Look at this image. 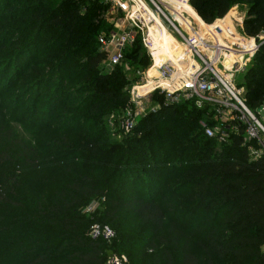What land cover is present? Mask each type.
<instances>
[{
  "label": "trees",
  "instance_id": "obj_1",
  "mask_svg": "<svg viewBox=\"0 0 264 264\" xmlns=\"http://www.w3.org/2000/svg\"><path fill=\"white\" fill-rule=\"evenodd\" d=\"M239 3L248 6L243 32L255 37L264 30V0H192L191 7L212 25ZM25 5L32 34L21 46V60L29 44L40 46L46 27L69 35L65 45H49L55 51L45 70L26 64V71L35 73L29 90L36 95L33 114L40 107L44 115L54 113L63 98L50 86L54 79L64 83L55 68L70 53L71 42L84 44L96 31L113 29L105 18L110 5L105 0H26ZM106 58L103 50L87 56L82 86L93 102L80 109L99 123L127 108L131 85L151 64L139 37L108 73L102 68ZM241 79L245 103L257 114L264 106V44ZM41 96L47 99L40 104ZM151 96L161 101L159 108L138 116L128 133L119 129L112 141L110 136L92 141L94 133L103 135L97 124L85 137L78 130L82 141L90 140L84 149L71 141L73 131L60 129L47 153L6 126L9 118H0V181H8L0 193L3 264H106L113 253L132 263L175 264V251L177 264H264V155H250L257 143L245 140L243 127L237 133L229 129L223 142L208 137L201 126L208 104L167 103L157 91ZM166 167L177 183L161 195ZM44 174L47 184L34 185L31 177ZM93 202L100 207L86 213ZM94 224L110 226L116 238L111 243L91 238ZM194 239L204 245L200 255L189 249Z\"/></svg>",
  "mask_w": 264,
  "mask_h": 264
},
{
  "label": "built area",
  "instance_id": "obj_2",
  "mask_svg": "<svg viewBox=\"0 0 264 264\" xmlns=\"http://www.w3.org/2000/svg\"><path fill=\"white\" fill-rule=\"evenodd\" d=\"M105 1L110 5L106 18L114 27L97 38L107 56L103 71L111 72L121 64L126 48L138 37L151 60L140 80L129 89L130 104L119 121L122 133L133 129L137 117L145 114V99L157 91L167 103L185 99L197 107L208 104L214 112V125L204 129L208 137L223 142L229 139V129L237 133L243 127L245 140L258 145L250 148V155H264V125L246 105L243 88L235 83V77L244 72L264 44V30L248 37L243 32V17H237L226 29H208L196 22L192 0ZM166 31L173 39L171 53L163 40ZM228 31L235 32V36ZM97 206L93 202L85 212L91 214ZM90 236L111 243L116 232L108 225L94 224ZM106 264L129 262L126 255L113 253Z\"/></svg>",
  "mask_w": 264,
  "mask_h": 264
},
{
  "label": "rangeland",
  "instance_id": "obj_3",
  "mask_svg": "<svg viewBox=\"0 0 264 264\" xmlns=\"http://www.w3.org/2000/svg\"><path fill=\"white\" fill-rule=\"evenodd\" d=\"M55 1L60 3V0ZM25 2L26 0H0V118H9V122H5L6 126L15 127L28 142L32 145L44 148L47 153L53 151L52 148L54 143L52 142L57 141L56 131L60 129L69 130V132L73 131L74 133L70 134L71 141L82 145V149H84L85 145H89L90 140L88 142L87 140L82 141V138L77 136L76 132L79 130L83 135L89 134L96 124L98 126H103L102 128L104 131L103 135L94 133L95 137L92 138V141L101 136H110V140L112 141L114 135L120 129L119 121L123 112L116 111L110 115H104L102 122L99 123L98 121H94L93 117L88 115V113L80 109L82 107L83 109L89 107V105L92 104L91 102H93L92 98L87 97V92L82 91V86L86 80L85 61L87 56L102 50V47L97 43L96 36V33H100L101 30L96 31L84 44H72L71 42V47H69L70 53L65 55L63 57L64 62L55 68L59 69V78L60 75L64 76L61 78V80H64L62 85L59 86L54 79L50 86L52 88H58L63 98V103L58 106L56 112H49L44 115L43 113L45 111L40 107L37 109L35 115L33 114L32 108H34V98H36V95L34 92L29 93V90L35 73L33 70L30 72L26 71V64L30 61L33 64H38L37 69L45 70L44 67L48 64L46 63L48 62L47 59L50 56L52 57L55 51V48L50 46L58 41L61 42L62 46L65 45V43L69 41V35L61 36L62 33L55 30L53 31L51 26L46 27L40 46L38 47V44H35L32 47V44H29L30 47H26L24 60H21V55L19 53L21 46L27 45L30 38L29 36L32 34V32L29 31L30 28H28V24L32 22V18L26 15V11L24 10L26 6ZM247 7V5L242 3L232 7L229 13L224 17L226 20L222 24V27L226 29V27L232 26L237 17H243L244 20L247 14ZM232 10L233 14H231ZM106 17L107 13L105 15V18ZM157 21L159 22L158 18ZM101 22V20H97L96 24L99 25ZM108 24L110 26L109 22ZM94 29L96 30L95 27ZM108 32L109 31L105 29L104 31L102 30L101 33ZM228 32L232 34L231 31ZM142 52L143 51L140 50V53ZM48 70H52L51 64H49ZM241 76H243V72L235 77V83L237 85H242ZM65 83L66 85H64ZM91 89L92 87H90L89 90ZM43 96H41L40 104L47 99V97ZM183 100L185 99H180V101ZM70 105H74L75 107H69ZM159 105H161V101H157L155 97L151 96L146 98L143 105L145 108V114H143V116L151 111L157 110ZM257 114L264 125V106ZM39 116L41 118H39ZM213 121V112L211 109H207V113L202 117V128L205 129L206 125L213 126ZM221 144L222 143H219L218 146H221ZM168 168L170 167H166L167 171L165 173L161 195L164 192L171 191L173 185L177 183L172 180V177L170 179L168 178ZM48 176V174H44L43 176L33 175L31 178L34 185L41 187L47 184L43 182V178L48 179ZM7 185L8 181L6 178L0 181L1 194L3 191H6ZM6 196L8 195L6 194ZM99 207L100 205L97 206V208ZM2 222L3 220H0V227ZM3 234V229L0 228V235ZM203 248V243L201 241L196 242V239H194L189 246L190 251L195 255H200ZM179 257V253L175 251L173 253L175 264L179 262ZM129 261L131 264H152L148 259H143L136 263H132L130 259ZM0 264H3L1 260Z\"/></svg>",
  "mask_w": 264,
  "mask_h": 264
},
{
  "label": "bare ground",
  "instance_id": "obj_4",
  "mask_svg": "<svg viewBox=\"0 0 264 264\" xmlns=\"http://www.w3.org/2000/svg\"><path fill=\"white\" fill-rule=\"evenodd\" d=\"M192 12V11H191ZM192 14H193V16H194V18H195V20H196V22H198V23H200V24H202V25H204L206 28H208V29H211V30H216L217 31V29L218 28H222V24L224 23V21L226 20V19H224V20H220V21H216L214 24H212V25H206L203 21H202V19L197 15V14H195V13H193L192 12ZM203 22V23H202ZM233 36H235V32H233V34H232ZM169 38H170V40H172L173 41V39H172V37L169 35ZM172 41H171V48H172V50L174 49V45L172 44ZM172 52V51H171ZM227 56V55H226ZM228 57H226V59H227Z\"/></svg>",
  "mask_w": 264,
  "mask_h": 264
},
{
  "label": "crops",
  "instance_id": "obj_5",
  "mask_svg": "<svg viewBox=\"0 0 264 264\" xmlns=\"http://www.w3.org/2000/svg\"><path fill=\"white\" fill-rule=\"evenodd\" d=\"M231 14H233V10H232ZM163 40L165 41L166 44H168V45H166V48L168 49V53H169V50H170V53H171V51H172L171 50V47H172L171 46V40L169 38V34L167 33V31H166L165 35L163 36Z\"/></svg>",
  "mask_w": 264,
  "mask_h": 264
}]
</instances>
